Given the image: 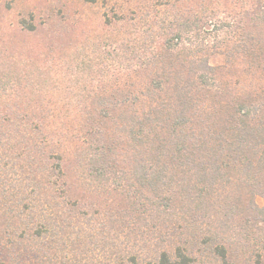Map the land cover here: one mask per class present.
Listing matches in <instances>:
<instances>
[{"label":"trees","instance_id":"16d2710c","mask_svg":"<svg viewBox=\"0 0 264 264\" xmlns=\"http://www.w3.org/2000/svg\"><path fill=\"white\" fill-rule=\"evenodd\" d=\"M161 6L103 16L121 25L119 46L54 58L66 79L50 68L28 78L21 118L40 136L28 147L44 196L37 233L55 228L63 249L82 236L109 264H196L201 249L264 264L250 243L240 252L229 240L264 221V0ZM239 67L248 85L234 78Z\"/></svg>","mask_w":264,"mask_h":264},{"label":"rangeland","instance_id":"374dc122","mask_svg":"<svg viewBox=\"0 0 264 264\" xmlns=\"http://www.w3.org/2000/svg\"><path fill=\"white\" fill-rule=\"evenodd\" d=\"M165 3L166 0H96L94 3L85 0L1 1L0 264H109L102 252L92 250L88 244L84 249L82 245L87 242L82 236L72 233L76 248L69 245L63 249L55 228L37 233L43 220L41 198L43 200L44 196L39 197L37 181L32 179L28 147L37 142V148L40 136L28 132L21 118L28 103L22 101L27 97L25 86L31 74L39 76L49 68L51 77L66 79V70L49 67L53 61L56 62L54 58H103L105 50L118 47L117 28L121 25L104 26L103 16L113 17L115 11L130 8H137L141 15L164 8L161 5ZM24 21L32 23L36 30L28 31L23 26ZM224 62L225 58L220 55L211 58L215 66ZM234 78L247 80V85L253 80L250 73L241 67L235 68ZM35 156L39 158V154ZM256 203L259 207L264 206L261 197L256 198ZM235 224L246 225V219L239 218ZM251 225L248 226L250 235H239L235 231L229 240L240 246V252L246 250L244 245L250 243L264 258V221L258 223V229ZM201 250L196 255V264H225L208 249ZM242 254H237L236 264H251L248 253ZM113 264L127 262L116 258ZM139 264L151 263L143 256Z\"/></svg>","mask_w":264,"mask_h":264}]
</instances>
